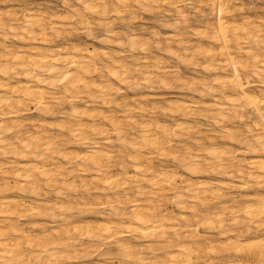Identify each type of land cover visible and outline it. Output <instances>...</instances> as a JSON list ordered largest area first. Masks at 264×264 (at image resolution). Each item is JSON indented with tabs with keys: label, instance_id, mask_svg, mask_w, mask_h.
I'll return each mask as SVG.
<instances>
[{
	"label": "bare ground",
	"instance_id": "6f19581e",
	"mask_svg": "<svg viewBox=\"0 0 264 264\" xmlns=\"http://www.w3.org/2000/svg\"><path fill=\"white\" fill-rule=\"evenodd\" d=\"M74 1L81 9H71V13L64 16L15 7L0 10V38L3 40L0 41V264H74L82 255L77 248V244L84 247L82 241L97 243L92 248L102 259L100 264H215L224 253L230 260L231 252L240 259L233 262L234 258L236 260L233 256L229 264H264V239L249 241L241 235L264 233V193L252 195L245 192L251 189L249 182L256 179L261 191L264 190V99L249 91L257 85L248 82L243 73L250 69L254 76H264V60L260 55L264 53V17L259 21L249 18L238 23L237 16L230 20L235 17L232 15L237 7L233 8L231 3L236 0H204L210 14L203 15L202 19L211 23H205V29L195 30L196 27H193L192 30L193 25L188 26L191 25V18L188 21L189 15L186 17L183 13L185 9L176 7L179 16L176 19L180 20L175 19L172 24L166 20L165 29L178 33L183 22L197 39L209 40L213 44L204 47L201 42L191 50L181 34L166 36L163 51L170 62L192 67L195 74L204 72L213 75L211 82L202 83L206 78L188 82L181 78L173 65L172 68L167 65V59L160 54L145 56L142 61L136 56L138 51L144 55L148 51L153 52V47L160 49L165 43L157 42V47L154 45L150 49V41H144L147 37L141 40L133 32L115 31L112 28L114 24L111 26V22H107L106 18L115 14L116 20L122 19L120 21L124 24L123 14L132 13L130 0ZM184 1L191 5L199 0H134V3L152 12L154 7L162 11L160 4L174 9L176 4ZM204 1L201 0V3ZM69 4L67 1L63 3L65 7ZM230 5L235 9H231L233 12ZM40 7V10L43 9ZM237 10L240 13L241 10ZM84 12L100 15L102 19L92 23ZM166 15L172 16L170 11ZM132 17L135 19V16ZM73 20L80 24L83 29L80 31L88 37H93L95 27L105 30L107 38L101 41L115 45L119 50L114 53H110L109 49L107 52L90 50L92 45L89 48L77 39L61 42L65 34L71 37L79 32L72 25ZM157 32H152L154 38L160 36V31ZM239 54H243L240 59ZM199 60H203L204 64H197ZM170 73L175 84L179 83L180 88H188L191 94L201 98L196 100L193 95L190 102H185V99L165 101L167 105L164 103L163 118L177 121L174 126L157 116L156 107L149 108L150 101L144 102L148 105H143L138 100L134 106V98L127 100L120 96L124 88L134 93L143 87H155L156 76L166 77ZM166 80H160L165 89L171 86V81L168 80V83ZM258 87L262 93L264 82ZM205 98L213 99L203 108L218 128L231 116L241 122L245 120V113L258 117V123L245 130L248 133L245 138L238 136L242 133H235L238 128L235 129L234 124V132L230 126L227 127L229 130H225V126V129L220 128L225 130L223 136L231 143L234 144L238 138L241 143H246V151H226L217 143L218 147L215 140H210L213 142L209 147L199 146V139L194 142L191 138L188 140L198 145L197 148L192 147L189 141L177 147L180 142L176 141L201 132L197 124L192 126L185 119L199 117L198 113L203 110L199 108L203 104L201 100ZM82 104L87 105L83 107ZM32 111L41 115L38 122L32 118L24 119ZM57 115L62 118L61 121H48ZM233 117L229 119L233 120ZM176 118L184 119V122ZM52 129H56L58 134H52ZM213 131L210 132L218 134ZM246 132H243L244 135ZM209 139L213 138L210 136ZM244 155L255 157L245 169L243 159L237 161ZM168 160L173 161L174 166ZM235 160L237 166L232 165ZM5 168L8 170L4 171ZM180 168L195 178L203 171L221 178L229 175L230 168L237 169L239 177L233 182L242 183L240 187L246 195H233V202H223L225 205L221 202L219 209L213 208L211 203L221 200L222 189H228L229 184L218 181L197 184V179L182 178L185 175L179 172ZM225 191L223 189L224 194ZM95 194L100 195L97 200L93 198ZM169 204L175 210H169ZM226 212L238 224H244L245 231L230 237L234 232L230 235L228 220L224 219ZM188 213L193 216L189 217ZM35 218L48 220L46 223L51 231L44 230V226L39 228L42 231L40 234L26 231L21 222ZM198 228L206 231L220 229L224 242L214 244V240L201 236ZM132 236L151 243L156 240L157 243H143L147 246L139 248L126 240ZM104 243L114 244V248L100 251ZM84 256L85 259L90 255ZM221 261L218 264H223L224 261Z\"/></svg>",
	"mask_w": 264,
	"mask_h": 264
},
{
	"label": "rangeland",
	"instance_id": "374dc122",
	"mask_svg": "<svg viewBox=\"0 0 264 264\" xmlns=\"http://www.w3.org/2000/svg\"><path fill=\"white\" fill-rule=\"evenodd\" d=\"M29 1V2H28ZM0 0V10L1 9H4V10H6L7 8H11V7H15V8H20V9H29V10H35V11H39V12H43V13H49L48 15H56V14H58V15H60V13H61V15H66V14H68V13H71L70 11H71V9H72V11H73V9L74 8H79V9H81L77 4H76V2L74 1V0ZM46 1V2H45ZM68 2V3H70L69 4V6H67V7H65L64 5H63V3H65V2ZM204 1V0H203ZM27 4H26V3ZM44 2H45V4H44ZM75 2V3H74ZM130 2L131 3H129V5H130V7H131V10H132V13L130 12V11H128V12H125L124 14H123V19L126 21L127 20V23H125V21L123 20V22H124V24H122V21H120V20H122V19H120V20H116V16H115V14H113V15H109L107 18H106V20H107V22L109 21V22H111V26H112V24H114V26H112V28L115 30V31H118V30H120L121 32H133L136 36H138L141 40H143V39H145V37H147V39H145L144 41H146V40H148V41H150V43H151V46H150V49H151V47H153L154 45H156V43L157 42H163V43H165V44H162L161 46V48L159 49V48H152L151 50H153V52H150V53H152V54H150L149 53V51H148V53L147 54H144L143 55V53L141 52V51H138L139 53H141V55L137 52V54H136V56L142 61V59L145 57V56H149V57H156V56H158L159 54H160V56H163V57H165L166 59H167V61H168V63L169 64H167V65H169L171 68L173 67V68H176L175 70H177L178 72H179V75L181 76V78L184 80V81H188V82H191L192 80L193 81H201V80H204L205 78V80L204 81H201L202 83H204V82H211V80H212V76L213 75H209V74H204V72H202V74H201V72H198V73H196L195 74V72L194 71H192V67H187V66H185L184 67V65H181L180 63H178V62H173V61H171L172 62V64H171V62H170V60H169V57H166L165 56V51H163V50H165V47H166V36L167 35H171L170 33H172V34H175V35H180L183 39H185V41H187L188 42V44L190 45V48H191V50L192 49H194V48H196L195 46H197L199 43H201V44H203V46L204 47H210V45L212 46L213 44L209 41V40H202V39H197V37H195V36H193V34H192V31L190 32L189 31V29H191L192 28V30H194L193 29V27L195 28L196 27V29L195 30H200V29H205V23H207L208 21H205V19H202L203 18V15H205V14H207V15H209L210 14V11L208 10V8H207V2L206 1H204L203 3H201V0H199V1H196V2H193V4H191V5H189V4H187L185 1V3L184 2H182V3H178V4H176V6H174L175 8L173 9L172 7H170V6H166V5H164V4H160L161 5V7H162V11H161V8L160 7H158V8H160V9H157L156 7H154L153 9H152V12L151 11H149L148 9H141V8H139V6H137L135 3H134V0H130ZM16 3V4H15ZM25 3V4H24ZM51 5H49V4ZM132 3H133V5H132ZM184 3V4H183ZM204 3H205V5H204ZM3 4V5H2ZM6 4V5H5ZM13 4H15V6L13 5ZM19 4H21V5H19ZM48 4V7H45L46 5ZM54 4V5H53ZM74 4V5H73ZM183 4V5H182ZM195 4V5H194ZM19 5V6H18ZM159 5V6H160ZM182 5V6H181ZM185 5H186V7H185ZM188 5V6H187ZM197 5V6H196ZM231 5H234L233 6V8H235L236 9V7H237V9H240L241 11H240V13H237V12H239V10H235V9H233L232 8V6ZM231 5H230V10L232 9L233 11L235 10V14L233 13V15L232 16H234L235 15V17H233V18H231L230 20L231 21H233L234 19H236V16H237V19H236V21L238 22V23H240V22H243L244 20H246V19H251V20H253V21H259V19H262L263 17H264V0H236V1H233L232 3H231ZM34 6V7H33ZM41 6V7H40ZM184 6V7H183ZM31 9H30V8ZM38 7H40V8H42L43 7V9H39ZM59 7H61V8H59ZM69 7V8H68ZM179 9V10H181L182 8H183V13L186 15V17H187V15H189L187 18H188V21H190V19L189 18H191V25H188L189 27H191L192 25V27L191 28H187V27H185L184 25H183V22L181 23V29L179 28V30H178V33L177 32H175V31H173V30H169V29H165V27H164V23H166L167 21L169 22V24H172V22L174 21H178V20H180L179 18L178 19H176L177 17H179L178 16V14H177V8ZM192 7V8H191ZM34 8V9H33ZM136 8V9H135ZM197 8H199V9H197ZM241 8H243V9H241ZM38 9V10H37ZM61 9V10H60ZM201 9V10H200ZM44 10H47V11H44ZM59 10V11H58ZM148 10V11H147ZM158 10H159V12H158ZM164 10V11H163ZM231 10V11H232ZM140 12V13H138V12ZM168 11H170V13L172 14V16H169V17H167L168 15H166L167 13H168ZM232 11V12H233ZM58 12V13H57ZM137 12V13H136ZM160 12H162L163 14H161L160 15ZM167 12V13H166ZM203 12V13H202ZM64 13V14H63ZM66 13V14H65ZM130 13V14H129ZM187 13V14H186ZM198 13V14H197ZM138 14L140 15V16H138ZM237 14V15H236ZM245 14V15H244ZM125 15V16H124ZM129 15H131V16H129ZM174 15V16H173ZM196 15V16H195ZM240 15H241V18H240ZM262 15V16H261ZM84 16H86L87 17V20H89L90 22H92V23H98V21H100L101 19H102V17L100 16V15H92V14H90V13H87V12H84ZM132 16H135V19H134V17H132ZM137 16V17H136ZM177 16V17H176ZM239 16V17H238ZM250 16H252V17H250ZM115 17V18H114ZM126 19H125V18ZM243 17V18H242ZM262 17V18H261ZM131 18V19H130ZM165 18V19H164ZM197 18V19H196ZM257 18H258V20H257ZM129 19V20H128ZM148 19V20H147ZM161 19V20H160ZM164 19V20H163ZM169 19H170V21H169ZM176 19V20H175ZM241 19V20H240ZM134 20V21H133ZM167 20V21H166ZM194 20H196L195 22H194ZM74 21V20H73ZM116 21V22H115ZM120 21V22H119ZM129 21H131V22H129ZM164 21V22H163ZM166 21V22H165ZM194 23H193V22ZM200 21V22H199ZM119 22V23H118ZM146 22V23H145ZM163 22V24L161 25L160 23H162ZM171 22V23H170ZM173 22V23H174ZM190 22H188L189 24H190ZM209 22L211 23V21L209 20ZM208 22V23H209ZM74 23H76V24H74ZM74 23L72 22V25L73 26H76L78 29H79V32L78 33H74L71 37L70 36H68L67 34H65V37L63 36L62 37V39H61V42H66L67 40H75V39H77V42H80V43H82V44H84V45H87L88 47L89 46H91V49L90 50H92V49H96V50H98L99 52H107V50L108 51H110V53H114V52H116V51H118L119 49L115 46V45H107V44H104L101 40L102 39H105V38H107V33H106V31L105 30H101V29H98L97 27H95L94 28V31H93V37H88L85 33H83V32H81V31H83V29H82V27L80 26V24L77 22V21H74ZM115 23H116V25H115ZM121 23V24H120ZM197 25H196V24ZM120 24V25H119ZM130 24L132 25V26H130ZM167 24V23H166ZM202 24H204V26L202 25ZM143 26L145 27V29L143 28ZM201 26V27H200ZM114 27H116V28H114ZM154 27V28H153ZM162 27H164L163 29H162ZM183 27H185V28H183ZM207 27V26H206ZM183 28V29H182ZM188 30H187V29ZM80 29H81V31H80ZM95 29H96V31H95ZM147 29V30H146ZM98 30H99V32H98ZM123 30H125V31H123ZM152 30V31H151ZM154 30H155V32H157V33H159V31H160V36H158V37H153V33L152 32H154ZM119 31V32H120ZM142 32V33H141ZM147 32V33H146ZM149 33V34H148ZM169 33V34H168ZM106 34V35H105ZM185 35V36H182V35ZM190 34L192 35V36H190ZM143 35V36H142ZM101 36V37H100ZM165 37V38H163V37ZM190 38H189V37ZM73 37V38H72ZM97 39H96V38ZM152 37V38H151ZM93 38V39H92ZM143 38V39H142ZM189 38V39H188ZM79 39V40H78ZM83 39V40H82ZM99 39V40H98ZM153 39V40H152ZM165 39V40H164ZM154 40H156V41H154ZM191 40V41H190ZM0 41L1 42H3V40L0 38ZM76 41V40H75ZM91 41V42H90ZM209 41V42H208ZM90 42V43H89ZM98 42H100V44L98 43ZM161 42V43H162ZM93 43V44H92ZM155 43V44H154ZM192 43V44H191ZM209 43H211L210 45H207L206 46V44H209ZM89 44V45H88ZM194 45V46H193ZM32 46H34V45H32ZM99 46V47H98ZM100 46H103V47H100ZM192 46V47H191ZM233 46L234 47H236V43H235V41H233ZM93 47V48H92ZM94 47H96V48H94ZM155 47H157V45L155 46ZM90 48V47H89ZM103 49H104V51H103ZM115 49V50H114ZM149 49V50H150ZM150 50V51H151ZM0 51H1V49H0ZM112 51V52H111ZM161 52H163V53H161ZM109 53V52H108ZM155 53V54H154ZM158 53V54H157ZM163 54V55H162ZM140 55V56H139ZM262 57H263V59L262 60H264V53L263 52H261V54H260ZM238 57V59H240L241 57L240 56H243V54H239V55H237ZM141 57V58H140ZM243 60H244V58H242ZM131 63H132V59H130L129 60ZM201 61V62H200ZM204 64V61L203 60H199V61H197V64ZM166 65V66H167ZM173 65V66H172ZM179 66V67H178ZM168 67V66H167ZM190 69V70H189ZM181 72V73H180ZM219 73H220V71H219ZM245 75V79L248 81V82H250V83H252V84H256L257 86H255V87H253V88H250L249 89V91L251 92L252 91V93H254L256 96H258L260 99H264V91H262V93L260 92L261 91V88H259L258 86L261 84V82H264V79H263V75L262 74H260V75H262L263 77H261L260 75H256V76H254L253 75V72L250 70V69H247L245 72H243ZM184 74V75H183ZM174 75V74H173ZM205 75V76H204ZM220 75H221V73H220ZM202 76H204V77H202ZM208 76V77H207ZM247 76V77H246ZM257 76H259L260 77V79L257 77ZM173 76H172V74L170 73L168 76H166V77H160V76H156V78H155V80H154V84H156L155 85V87H154V85H152L151 87H143L141 90H138V91H134V93H133V91H129L128 89H123V91H124V93L123 94H121L120 96L122 97V99H132V98H134V100H136V102H133V105L135 106L136 105V103H138V100H139V102H141L143 105H148V103H149V108L151 109V107H156L157 109H156V113H157V116L159 117V118H162L163 120H166L171 126H174L176 123L175 122H177V121H175V120H173V119H170V118H167V117H165V118H163L164 116L162 115V109H164L165 107H166V103H165V101L166 102H170V101H174V100H172V99H175V101L176 100H183V99H185V102H190V101H192V99H193V95L194 96H196L197 97V99H196V97H194V99H196V100H200L201 98L199 97V95H197V94H191V92H190V90H188V88L186 89V88H184V89H182V88H180V87H182V86H180V84L178 83H176L177 84V87H178V89H177V87H176V84H175V82H174V78H172ZM186 77V78H185ZM189 79H188V78ZM211 77V78H210ZM168 78H170V79H168ZM171 78H172V81H171ZM202 78V79H201ZM208 78V79H207ZM158 79H159V81H158ZM166 80L167 82H168V80H169V82H170V84H171V86L170 87H168V88H166L165 89V87H162V85H161V82H160V80ZM186 79V80H185ZM210 79V80H209ZM263 79V80H262ZM260 80V81H259ZM168 82V83H169ZM200 82V83H201ZM259 82V83H258ZM157 85H159V86H157ZM161 86V87H160ZM116 87H120L119 85H117L116 84ZM157 87L159 88H161V89H163V90H165V91H163V90H159V89H157ZM172 87V88H171ZM156 88V89H155ZM171 88V89H170ZM180 88V89H179ZM148 89V90H147ZM155 89V90H154ZM201 89V88H200ZM167 90H169V91H167ZM178 90V91H177ZM181 90H183V91H181ZM141 91H145V92H141ZM183 92V93H180V92ZM187 91V92H186ZM177 92V93H176ZM185 92L187 93L186 95H185ZM130 93V94H129ZM136 93V94H135ZM151 94L150 95V98H148L149 97V94ZM172 93V94H171ZM189 93V94H188ZM137 96H135V95ZM137 94H139V95H137ZM144 94V95H143ZM147 95V97H146V95ZM160 94V95H159ZM179 94H180V96H179ZM259 94V95H258ZM125 97H124V96ZM128 95V96H127ZM155 95H157V96H155ZM161 96V98L159 97V96ZM178 95V96H177ZM181 95H183L184 97H182ZM120 96H118L117 98L119 99V100H121V97ZM136 97V99H135V97ZM142 98V96H145L144 98H143V100H140L141 98ZM174 96V97H173ZM176 96V97H175ZM158 99H157V98ZM182 97V98H181ZM186 97V98H185ZM188 97H189V99H188ZM191 97V98H190ZM146 98H148V99H146ZM158 101H156L155 99ZM179 98H181V99H179ZM127 99V100H128ZM146 99V100H145ZM204 100V101H203ZM203 100H201V102H203V104L199 107L200 108V110H202L200 113H198L199 115V117L201 116V118H199V117H195V118H193L192 116L191 117H189V118H187V119H185V121H187L186 123H190L192 126H196L195 124H197V126L199 127V130L201 131V132H199V133H196V134H193V133H191L190 134V136H185V137H183L182 139H180V140H182V142L180 141V140H178V141H176V142H180V144H177V147H180V146H183V144H185V141H187V143H188V139L189 138H191V139H193V141L195 142V141H197L198 139V143H199V146H206V147H209L210 145H211V142H213L214 140V143L217 145V143L218 144H220V146H221V148L223 147V149H227L226 151H232V152H236L238 149L239 150H244V151H246V147H247V144L246 143H241L240 142V138H238L239 140H236L235 142H234V144H233V142L231 143L230 142V140H229V138H226V137H224L223 136V131H225V130H227L228 128L227 127H229V128H231L230 130L232 131V132H234L235 130H234V127H235V129H237L236 130V134L238 135L239 133H242V134H239L238 136H243L244 138L245 137H247L248 136V133L245 131V130H248V127H253L256 123H258V121H259V119H258V117L256 116V115H254V114H252V116L250 115V113L249 114H247V113H245L246 115H245V117H244V121L243 122H241V121H239V119H236L235 117H233V116H231V117H229V118H232L233 117V120L231 119H227V121H226V123H224V124H222V126H220V128L221 127H223V129H225V127H226V129L225 130H221L220 128H218L219 126H217L216 124H214V120L212 119V118H210V117H208V116H210V115H208V114H206L205 113V110H204V108H203V106H205V104H209V103H211L212 102V98H205V99H203ZM148 101H150V102H148ZM160 101H162L163 102V107L161 106V104H162V102H160ZM184 101V100H183ZM146 102H148L147 104H145ZM151 102H153V104L151 103ZM156 102L158 103V104H156ZM208 102V103H207ZM166 105H165V104ZM155 104H156V106H155ZM87 105V104H86ZM85 104L83 105L82 104V106L83 107H85L86 106ZM158 106V107H157ZM161 106V107H160ZM159 108V109H158ZM198 108V109H199ZM103 111H107V109H104V108H101ZM198 109H197V111H198ZM69 110V109H68ZM199 110V111H200ZM204 111V112H203ZM159 114H161V115H159ZM40 116V117H39ZM212 116H214L213 114H212ZM255 116V117H254ZM206 119H205V118ZM254 117V118H253ZM257 117V118H256ZM27 119V120H31V118L33 119V120H35L36 122H38V120H40L41 119V115H39L38 113H35L34 111H32V113L29 115V116H26V117H24V119ZM54 119H49L48 121H50L51 123H56V122H59V121H61V119L62 118H60L59 117V115H57L56 117H53ZM208 118V119H207ZM253 118V119H252ZM57 121H56V120ZM190 121H189V120ZM200 119V120H199ZM55 122H54V121ZM176 120H179V122H184V119H181V118H179V119H177L176 118ZM212 120V121H211ZM229 120V121H228ZM86 121V120H85ZM170 121V122H169ZM172 121V122H171ZM197 121H200V122H197ZM236 121V122H235ZM87 122V121H86ZM197 122V123H196ZM245 122V123H244ZM198 123H201V124H203V125H201V124H198ZM174 124V125H173ZM206 124V125H205ZM214 124V125H213ZM233 124H234V127H233ZM240 124H242L241 126H240ZM253 124V125H252ZM211 125H213V126H211ZM220 125V124H219ZM227 125V126H226ZM232 125V126H231ZM245 125V126H244ZM247 125V126H246ZM204 126V127H203ZM206 126V127H205ZM225 126V127H224ZM239 126H240V128H239ZM244 126V127H243ZM208 127V128H207ZM246 127V128H245ZM245 128V129H244ZM215 129H216V131H215ZM218 129H220V130H218ZM243 129V130H242ZM214 130V131H213ZM229 130V129H228ZM242 130V131H241ZM51 131V133L52 134H54V135H57L58 134V131L56 130V129H52V130H50ZM202 131H203V133H202ZM210 131H213V132H217L218 134H216V133H212V132H210ZM220 133H219V132ZM208 132V133H207ZM243 132H246V135H244V133ZM201 133L203 134V135H201ZM199 134V135H198ZM206 134V135H205ZM207 134H209V135H207ZM211 134H214V135H211ZM194 135V136H193ZM195 135H198V136H201V137H198V136H195ZM217 135H219V136H217ZM222 135V136H221ZM193 136V137H192ZM203 136V137H202ZM210 136H211V138H213V139H209L210 138ZM241 136V137H242ZM195 137V138H194ZM207 139H206V138ZM218 137H219V139H218ZM205 140L204 142H203V140ZM223 138H224V140H223ZM226 138V139H225ZM190 139V141H189V143L190 144H192V145H190V144H188V145H190V146H192V147H194V148H197V146L198 145H195L194 144V142L193 143H191V140ZM208 140V141H207ZM210 140H213V141H210ZM223 140V141H222ZM207 141V142H206ZM239 141V142H238ZM206 142V143H205ZM209 142V143H208ZM237 143V144H236ZM207 144V145H206ZM228 144V145H227ZM240 144V145H239ZM243 144V145H242ZM231 145V146H230ZM218 147H220L219 145H217ZM242 146V147H241ZM241 147V148H240ZM68 148H72V147H69L68 146ZM78 150H80V149H78ZM196 152V151H195ZM243 157V158H242ZM263 158H264V155L262 156ZM241 158V159H240ZM253 158H255V157H252V156H248V155H244V156H241V157H238L237 158V161L240 159V160H242V166H243V168L245 169L246 168V165L253 159ZM249 159V160H248ZM247 160V161H246ZM236 162V160L233 162V164L232 165H236L237 166V162ZM247 162V163H246ZM168 163L170 164V165H172V166H174V162L173 161H171V160H168ZM176 166L178 167V165L176 164ZM6 170H8V169H4V171H6ZM237 170V169H236ZM236 170L235 169H233L232 170V168H230V170H228L229 171V175L227 176V175H224V176H221V178L220 177H217V176H215V175H212L210 172H207V171H203L202 172V174H199L198 176H197V178H195V177H190L188 174H186L185 173V171H183L181 168H180V170H179V172L183 175H185V177L184 176H182V178H186L187 176V178H192L193 180H196V181H192V182H195V183H197V184H199V183H201V182H216V181H218V182H226L227 184H229V186H228V189H226V188H223L224 190H226L225 192V194H224V192H223V189H222V193H223V197L222 198H225V199H222L221 198V200H219L218 202L217 201H214V202H212L211 203V206L213 207V208H218L219 209V207H221L222 206V204L223 205H225L226 203L225 202H229V200L231 201V202H233V200H232V198H233V195L235 196V197H237L238 195L240 196L241 194L243 195H246V193L247 194H252V195H254V194H263L264 193V190L263 191H261V189H260V187H259V185L257 184L258 183V180L256 179V180H254V181H251L252 182V184H251V182H249L248 180H246L245 182H249V186L251 187V189H249L248 191H245V192H243V188L242 187H240V186H242L243 184L242 183H234V182H236V180L238 179V177H239V175H238V173L236 172ZM234 173H233V172ZM208 173H210V174H208ZM230 173H232L233 174V176L234 177H232V175L230 174ZM207 174V175H206ZM202 175V176H201ZM211 175V176H210ZM237 175V177L235 178V176ZM229 176H231V177H229ZM88 178H90V177H88ZM229 178V179H228ZM232 178V179H231ZM181 180V179H180ZM178 181V183H179V185L181 184V181ZM231 181V182H230ZM234 181V182H233ZM230 182V183H229ZM234 186H233V185ZM256 184V185H255ZM233 186V188H231ZM237 186V187H236ZM256 186H258V187H256ZM231 189H230V188ZM239 187V188H238ZM254 188V189H253ZM239 189H241V190H239ZM257 189H258V191H257ZM242 191V192H241ZM230 194V197H229V195H228V193ZM241 192V193H240ZM250 192V193H249ZM228 196H227V195ZM225 195V196H224ZM232 195V196H231ZM28 196V198L27 199H29V200H32V198L31 197H29V195H26V197ZM100 195H98V194H95V195H93V198L94 199H98V197H99ZM235 197L233 198V199H235ZM92 198V199H93ZM104 198V197H103ZM230 198V199H229ZM93 199V200H94ZM227 199V200H226ZM95 201V200H94ZM221 202H222V204H221ZM225 204H224V203ZM215 203V205H212V204H214ZM221 204V205H220ZM228 205H232L231 203H227ZM172 206V207H171ZM129 207L130 206H128V209H129ZM168 208H169V210H175L174 209V207H173V205L172 204H169V206H168ZM172 208V209H171ZM200 209V208H199ZM215 209V210H216ZM200 210H202V208L200 209ZM204 210V209H203ZM217 211V210H216ZM219 211V210H218ZM107 212V211H106ZM219 212H221V211H219ZM186 215H188L189 217H191V215L193 216V214H186ZM226 216H224V219H226V220H228V230H229V232H230V235H232V233L234 232V234L232 235V236H230V237H235V235L237 236V235H239L242 231H245V225L244 224H238V221L236 222V221H234L233 220V218H231V216L226 212V214H225ZM226 217V218H225ZM91 218H93V217H91ZM90 218V219H91ZM29 220H31V221H29ZM29 220H27V221H23V222H21V224H22V226H23V228H25V230L26 231H34L35 233H41L42 231H41V229H39V228H42L43 226V228H45L46 227V229H44V230H46V231H51L50 229H52L50 226H49V224H47L46 222L48 221H45V220H43V219H29ZM33 221V222H32ZM35 221H36V223H35ZM44 221H45V223H44ZM28 222V225H25V223H27ZM30 223H32V224H30ZM36 224V226H34V224ZM38 223H39V225H38ZM234 223V224H233ZM24 224V225H23ZM44 224H46V225H44ZM227 224V223H226ZM231 224V225H230ZM233 224V225H232ZM238 226V225H240V226H238V227H236V226ZM244 225V226H243ZM25 226V227H24ZM34 226V227H33ZM38 226H40V227H38ZM35 227H37L36 229H34ZM239 227H240V230H239ZM28 228H29V230H28ZM218 228V227H217ZM233 228V229H232ZM31 229V230H30ZM238 229V230H237ZM40 230V231H39ZM232 230V231H231ZM235 230V231H234ZM32 231V232H33ZM198 231H199V234H201V236L203 235V237H205V238H208L209 240H214V244H216V245H220L221 244V242H224V239H223V234H222V232L220 231V229H214V230H212V231H206V230H203L202 228H198ZM205 231H206V233H205ZM220 231V232H219ZM236 231H239V232H237V233H235ZM203 232V233H202ZM207 232H208V234H207ZM219 232V233H218ZM221 233V234H220ZM205 235V236H204ZM242 236H245L244 238L246 239V240H256V239H264V233H261V234H259V235H250V236H246L245 234H241ZM208 236V237H207ZM211 236V237H210ZM212 236H213V238H212ZM216 236V237H215ZM260 236H261V238H260ZM263 236V237H262ZM255 237V238H254ZM135 238H137L136 236H132V237H129V238H126V240H128L129 242H131V243H133L135 246L137 245V247H139V248H142V247H144V246H147V245H144V244H148V245H150V243L151 242H148V241H145V240H141V239H135ZM215 238V239H214ZM222 238V239H221ZM243 238V239H244ZM251 238V239H250ZM218 239H219V241H218ZM222 241H221V240ZM244 239V240H245ZM217 240V243L215 242ZM154 241H156V240H154ZM154 241H152V243L151 244H155L156 245V243H157V241L156 242H154ZM88 242V243H87ZM87 242H83L82 241V244H84V247H80L79 246V244H77V248H78V251L79 252H81V254L82 255H80L79 256V259L77 260V262L76 263H74V264H100L102 261V259L98 256V253H97V251H96V249H93L92 247L93 246H96L97 245V243H90L89 241H87ZM144 243V244H143ZM220 243V244H219ZM86 244V245H85ZM96 244V245H95ZM155 245H153V246H155ZM106 246V247H105ZM109 248H108V247ZM111 247H113L114 248V244L113 245H108V244H106V243H104V245H102V247L100 248V251H107L108 249H110ZM89 248V249H88ZM91 248L93 249V255H91V253H92V250H91ZM91 250V251H90ZM94 250H95V252H94ZM85 252V253H84ZM84 253V254H83ZM90 253V254H89ZM96 253H97V255H96ZM87 254H89V255H87ZM84 255H86V256H89V257H86V256H84ZM235 253H233V252H231V254H230V256H231V259L229 260V258H227V255L224 253V256H220V258L218 257V262H220V260H222L221 261V263L223 262V264H229L230 262L229 261H231L232 262V259L234 258V257H236V260H235V258L233 259L234 261L233 262H237L239 259H240V256H238V255H236ZM82 256V257H81ZM83 256L84 257H86L85 259L83 258ZM226 256V257H225ZM234 256V257H233ZM99 257V258H98ZM160 257H162V255H160ZM226 258V259H225ZM80 259H81V261H80ZM90 259V260H89ZM101 259V260H100ZM97 260V261H96ZM87 263H86V262ZM89 261V262H88ZM226 261V262H225ZM104 262V261H103ZM218 262H216L215 264H218ZM33 264H35V263H33Z\"/></svg>",
	"mask_w": 264,
	"mask_h": 264
}]
</instances>
